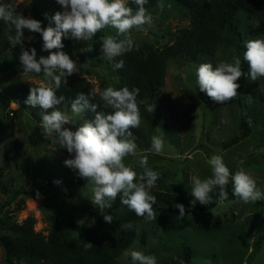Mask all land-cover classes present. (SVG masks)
Wrapping results in <instances>:
<instances>
[{"label":"rangeland","instance_id":"obj_1","mask_svg":"<svg viewBox=\"0 0 264 264\" xmlns=\"http://www.w3.org/2000/svg\"><path fill=\"white\" fill-rule=\"evenodd\" d=\"M3 1L0 0V5ZM14 1L24 2L28 8L25 17L40 20L42 27L54 26L50 17L63 11L57 0ZM147 12L152 16V23L145 25L142 31L132 30L134 44L161 47L168 43L169 32L177 33L188 26L187 9L174 0H159ZM238 26L243 40L226 33L225 44L213 57L205 56L193 62L179 57L168 59L164 85L159 94L146 103L147 107L154 104V110L147 111L148 118H142L140 142L135 143L138 156L146 155L151 169L166 174L162 187L179 184L181 189L191 190L193 175L200 178L211 175L207 160L216 154L222 156L231 173L243 169L251 174L264 192V77L257 81L247 79L239 101L234 98L223 104L213 101L196 84L195 69L199 64L209 62L215 66L222 61L231 62L233 56H240L242 60L244 41L264 38V34L249 37L255 21L247 15H239ZM113 34L115 30L106 27L91 41L63 39L62 50L78 64L79 72L75 74L88 80L97 93L108 86L116 88L118 83L113 69L98 62L104 58L100 48L102 37ZM237 40L239 48L235 45ZM42 44L39 33L24 29L22 42L12 44L0 55V232L7 216L17 222L31 216L35 219V231L46 234L45 216L52 212L61 232L72 237L75 232L69 227V219L76 224L90 226L94 223L90 213L99 207L91 203L93 185L65 166L63 162L71 154L54 143V137L44 135L41 121L35 120L29 109L10 95L21 81L45 84L43 73L24 72L19 60L22 48H35L37 59L47 57L49 52L42 49ZM88 44L92 45V51H83ZM13 102L17 105L10 106ZM62 112L72 117L73 123L65 127L73 131L87 120L83 113L75 116L70 110ZM241 118L251 120L247 135L242 133ZM154 135L164 139V148L159 154L151 151ZM233 138H237V142L223 147ZM137 159L128 156L124 163L141 173L143 169ZM2 186L7 190L3 191ZM19 187L24 188L23 193H9ZM263 225L264 199L247 204L240 200L225 201L184 218L164 214L157 216L156 221L141 219L136 238L126 250L155 255L157 264L170 260L187 264L181 258L183 246L189 247L192 253L188 264H264V239L260 240L258 251L251 252L253 235ZM125 251L118 260L132 264L131 258L124 255ZM4 259L0 246V264H4Z\"/></svg>","mask_w":264,"mask_h":264},{"label":"clouds","instance_id":"obj_2","mask_svg":"<svg viewBox=\"0 0 264 264\" xmlns=\"http://www.w3.org/2000/svg\"><path fill=\"white\" fill-rule=\"evenodd\" d=\"M137 7L135 11L129 6V0H57L63 11L50 17L54 26H41V21L16 13L12 5H0V20L14 26L15 36H10L13 45L21 43L23 30L39 33L42 37V49L49 52L47 57L36 58V49L22 48L19 60L26 73H43L45 84L30 88L25 101L31 107L43 110L41 128L43 134L54 137V143L66 149L70 158L64 160L65 166L93 185L92 205L99 207L100 213L112 206L117 197L120 203L127 206L136 216L146 221L157 219L154 209L157 200L151 189L156 186L160 173L148 166L146 155L137 153L135 137L131 129L139 128L142 122L140 108L137 103L138 88L127 86L116 89L108 86L98 93L104 107L112 109L110 113L97 111L98 105L91 102L95 94L80 92L71 101L73 115L80 116L85 111L94 113L92 120H84L74 131L66 124H72V117L60 111L56 106L65 100L63 95L57 96V89L66 77L79 72L78 64L64 48L63 39L91 41L97 32L106 27L115 30V34L102 37L100 44L103 57L109 62L129 52L134 47L131 35L133 29L144 30L145 25L152 23V16L144 5L147 0H131ZM163 6L161 5V8ZM47 16V14H45ZM55 49V51H52ZM243 60L248 65V79L257 81L264 77V38L244 41ZM83 51H92L88 44ZM123 67L120 60L114 68ZM196 84L201 92L220 104L229 102L239 95L237 81L245 75L241 69L240 56H233L231 62H220L215 66L204 62L195 69ZM251 96H249V100ZM52 109V111H48ZM154 104L148 105L147 111L152 113ZM251 123V120L248 121ZM162 136L151 137V151L159 154L163 151ZM131 156L143 171L137 173L124 160ZM211 175L207 178L191 177V195L195 201L208 205L214 189H219V199L228 198L226 187L231 181L233 195L241 202L255 203L264 199V192L257 187L256 180L243 169L234 174L224 163L222 156L212 155L207 160ZM58 183L59 181H55ZM179 215L185 214L182 204H176ZM106 223L113 217L103 215ZM130 229L131 224L121 226ZM88 248L93 247L86 242ZM124 255L131 258L132 264H157L155 255L145 254L140 250H126Z\"/></svg>","mask_w":264,"mask_h":264},{"label":"trees","instance_id":"obj_3","mask_svg":"<svg viewBox=\"0 0 264 264\" xmlns=\"http://www.w3.org/2000/svg\"><path fill=\"white\" fill-rule=\"evenodd\" d=\"M158 1L147 0L144 7L146 10H150L156 6ZM174 1L187 9L188 26L177 33L169 32L168 43L161 47L150 43H138L134 44L131 51L116 57L111 62L105 58L98 60L101 64L113 69L118 79L116 89L125 86L130 90L139 89L137 103L141 118H148L146 103H150L164 85L168 59L179 57L185 61L193 62L205 56L213 57L225 44L226 33L243 40L242 32L238 26L240 14L247 15L255 21V26L249 30V37L264 34V0ZM1 5H12L15 12L21 13L23 16H26L28 12L27 5L22 1L5 0ZM129 6L134 11L137 7L131 0H129ZM10 36H15L14 26L0 20V55L11 48L13 41L9 39ZM235 45L236 48L241 47L240 41L237 40ZM120 60L123 61V67L114 68V64ZM241 69L245 75L237 81L240 85L237 90L239 95L235 97L237 101H239L248 79V65L243 59L241 60ZM65 79L67 83L62 82L61 87L57 89V96L63 95L65 97V100L56 106L60 111H71V101L80 92L95 94V98L91 99V102L98 105L97 111L105 113L112 111L111 108L104 107L98 93L93 90L92 84L84 77L74 73ZM33 87H40V85L31 81H21L11 90L10 95L15 102L24 104L34 119L40 122L43 110L38 106L31 107L25 103L29 90ZM48 111H52V109ZM83 114L87 120L94 118V113L90 111H85ZM240 127L243 135L250 132L249 123L244 118H241ZM131 131L135 137V142H140L141 132L139 128H133ZM237 140V138H233L223 147H228ZM165 176V173H161L156 186L151 189L157 200L156 205H154V209L158 213L157 216L171 214L175 217L184 218L190 214L210 210L220 202L239 200L233 195L231 181L226 187L227 199L220 200L219 189L216 188L210 194L212 196L211 202L205 205L195 201L191 195V190L181 189L179 184H168L170 186L162 187ZM2 190L6 191V186H2ZM23 192L24 188L19 187L9 193L16 195ZM176 204L184 206L185 214L183 216L179 215ZM105 214L113 217L111 223H106L103 219L104 213H100L97 209H92L90 213L94 219L93 225L76 224L72 219H69V227L75 232V236L72 237L65 236L61 232L58 219L52 212H47L45 216L48 223L46 234L35 231V219L31 216H27L21 222H17L12 216H7L0 232V246L5 256L4 264H122L118 257L132 244L136 238L138 221L144 218L136 216L127 206L121 204L119 197L112 202V206ZM124 224H131V228H122L121 226ZM253 236L252 253L258 251L260 240L264 239V225L259 227ZM86 242H90L93 247L88 248ZM181 258L185 263H190L192 253L189 247H182ZM163 264L179 263L170 260Z\"/></svg>","mask_w":264,"mask_h":264},{"label":"water","instance_id":"obj_4","mask_svg":"<svg viewBox=\"0 0 264 264\" xmlns=\"http://www.w3.org/2000/svg\"><path fill=\"white\" fill-rule=\"evenodd\" d=\"M12 105H17V104L13 102V104H11L10 106H12Z\"/></svg>","mask_w":264,"mask_h":264}]
</instances>
